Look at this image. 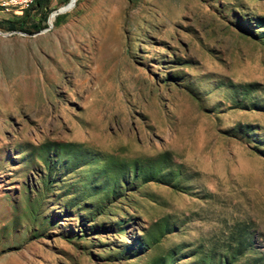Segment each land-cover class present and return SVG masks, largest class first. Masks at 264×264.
I'll return each mask as SVG.
<instances>
[{"label":"rangeland","instance_id":"1","mask_svg":"<svg viewBox=\"0 0 264 264\" xmlns=\"http://www.w3.org/2000/svg\"><path fill=\"white\" fill-rule=\"evenodd\" d=\"M30 2L0 0V264H264V0L11 29Z\"/></svg>","mask_w":264,"mask_h":264},{"label":"trees","instance_id":"2","mask_svg":"<svg viewBox=\"0 0 264 264\" xmlns=\"http://www.w3.org/2000/svg\"><path fill=\"white\" fill-rule=\"evenodd\" d=\"M49 0H31L28 7L23 10L21 15L13 14L8 21L11 29H17L27 33H34L48 27L49 18ZM76 0H69L68 4H75ZM69 10V8L67 9ZM66 13L57 14L53 21L54 15L50 17L54 25L60 24Z\"/></svg>","mask_w":264,"mask_h":264},{"label":"water","instance_id":"3","mask_svg":"<svg viewBox=\"0 0 264 264\" xmlns=\"http://www.w3.org/2000/svg\"><path fill=\"white\" fill-rule=\"evenodd\" d=\"M73 5H75V4H73ZM69 7H70V5L67 3L65 6L59 8L57 11L51 13L50 16H49V18H48V27H50V26L52 25V22H51V20H50V17H51L52 15H55V14H57L58 12L60 13V12L66 11Z\"/></svg>","mask_w":264,"mask_h":264},{"label":"built area","instance_id":"4","mask_svg":"<svg viewBox=\"0 0 264 264\" xmlns=\"http://www.w3.org/2000/svg\"><path fill=\"white\" fill-rule=\"evenodd\" d=\"M27 1V0H26Z\"/></svg>","mask_w":264,"mask_h":264}]
</instances>
